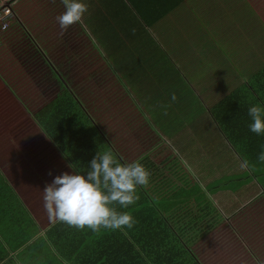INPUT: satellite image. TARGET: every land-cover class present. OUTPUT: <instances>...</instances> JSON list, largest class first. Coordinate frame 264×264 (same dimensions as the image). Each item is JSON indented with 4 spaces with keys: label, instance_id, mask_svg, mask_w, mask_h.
<instances>
[{
    "label": "trees",
    "instance_id": "trees-1",
    "mask_svg": "<svg viewBox=\"0 0 264 264\" xmlns=\"http://www.w3.org/2000/svg\"><path fill=\"white\" fill-rule=\"evenodd\" d=\"M130 1L150 26L183 0ZM11 9L14 19L0 34V264H264V162L257 159L264 134L249 130L248 115L251 105L264 107V67L209 109L247 167L225 183H202L82 25L61 35L62 0H12ZM255 13L262 23L264 14ZM209 133L200 136L211 142ZM108 150L151 172L134 204L114 205L134 225L93 231L52 223L46 184L72 168L86 175L96 153ZM252 180L259 192L224 215L212 194Z\"/></svg>",
    "mask_w": 264,
    "mask_h": 264
},
{
    "label": "rangeland",
    "instance_id": "rangeland-1",
    "mask_svg": "<svg viewBox=\"0 0 264 264\" xmlns=\"http://www.w3.org/2000/svg\"><path fill=\"white\" fill-rule=\"evenodd\" d=\"M243 1H215L213 7L212 1L202 6L198 0H184L160 23L149 26L130 0H89L90 8L105 5L110 17L115 18L108 24H88L90 39L92 35L113 72L133 94L154 128L169 137L165 141L177 153L184 148L190 166L210 159L201 145L207 141L200 135L210 132L209 139L215 142L211 133L215 122L209 109L222 97L221 86L242 84L246 81L243 77L264 67V21L258 24L256 14H264V0ZM218 5L230 7L220 10ZM237 10L248 14V18H236ZM135 18L141 23H136ZM261 18L264 20V15ZM194 130H200L199 135ZM222 152L228 153L221 147L218 156ZM226 160L228 168L220 161V171L218 167L202 169L215 173L218 170L216 175L222 174L220 182L225 183L227 170L237 174L235 171L244 169L238 162L232 163L228 155ZM197 179L206 183L202 177ZM252 194H236L235 202L232 200L223 209L224 214L229 215L239 200L245 201L241 196L248 198Z\"/></svg>",
    "mask_w": 264,
    "mask_h": 264
},
{
    "label": "clouds",
    "instance_id": "clouds-1",
    "mask_svg": "<svg viewBox=\"0 0 264 264\" xmlns=\"http://www.w3.org/2000/svg\"><path fill=\"white\" fill-rule=\"evenodd\" d=\"M62 3L65 11L56 17L61 35L80 22L88 10L84 0H62ZM172 99H176L174 93ZM248 115L252 120L249 130L257 135L264 134V107L251 105ZM257 159L264 162V145ZM247 165L248 161L244 159L241 168ZM72 169L71 174L64 172L55 176L43 189V207L52 223L63 222L93 231L101 227L120 229L134 225V218L127 212H118L114 205L127 208L134 204L139 199L137 187L148 185L151 172L139 160L121 163L108 150L96 153L86 175Z\"/></svg>",
    "mask_w": 264,
    "mask_h": 264
},
{
    "label": "crops",
    "instance_id": "crops-1",
    "mask_svg": "<svg viewBox=\"0 0 264 264\" xmlns=\"http://www.w3.org/2000/svg\"><path fill=\"white\" fill-rule=\"evenodd\" d=\"M188 1H190V0H186V2H188ZM191 1H193V0H191ZM198 1H200L202 3V6H206L205 4H208L209 1H212V3H214V5H213V7H214L216 5V2L215 1L218 2L220 0H198ZM204 1H207V3H205ZM84 2L88 5V10L84 14L82 20L79 23L82 25V27L84 28V30H85L86 33L87 32H90V28H89V25L88 24H91V23L108 24L109 22L112 23L113 19H115V18L110 17V12L108 11V9H106V6L105 5H101V6H98V7L96 6V7L90 8V2H89V0H84ZM183 3H184V0L180 4V6H182ZM217 7L221 10L222 8H228L230 6L229 5H226V6L225 5H223V6L218 5ZM171 12L172 11H170L169 13H167L164 17H166ZM164 17H162V18H164ZM116 18H119V14H118V17H116ZM162 18L159 21L154 22L152 25H157L158 23H160L161 20H162ZM130 19L132 21H134L133 18H131V15H130ZM135 19H138V18H135ZM136 23H141V21L138 19ZM152 25H150V26H152ZM92 38L93 37L91 35V40L94 41ZM95 44H96V42H95ZM96 46H97V44H96ZM97 47H98V49L100 51L99 46H97ZM100 54H101V56H103L102 53H101V51H100ZM221 87H223V89H224V91L222 93V96H224V94H229L231 91H233V88L235 86H221ZM214 125H215L214 126L215 127L214 129L215 130H212L211 133H212V135L214 137L215 142H204V143H201V145L203 146V152L210 159H205L202 162H198V163H195V164H193V165L190 166L186 162L184 148L182 147L178 151V154H179L178 156L182 159V161L185 163V165L187 166V168L195 175V178L202 177L203 180L206 181V182H209V181H211L214 178L215 179L216 178H220V176L222 174L216 175V173L219 174L218 173V170L220 171V168L219 167L222 164V162H220V161H224L223 164L226 165V168L229 167L228 166V161L226 160L227 159V155L231 158L232 163H234L235 161L238 162V164L240 165L239 167H241V163H242V160L239 158V156L233 150V148L229 145L227 139L222 135V133L219 130V128L217 127L216 123ZM218 145H219V147H218ZM221 147L225 151H227L229 154L226 153V152H225V154H223V152H222V154L220 156H218V153H219V150H220ZM210 154H215V156L214 157H211ZM203 167H209V168H211V167H216L217 168L218 167L217 168L218 170L215 173L214 170H212V171L211 170H207V171L206 170H203L202 169ZM239 167L237 166L236 169H238ZM232 171L231 170H227V174H228L227 176L232 175L234 173ZM235 172L239 173V172H241V170L239 172L238 171H235ZM223 175H225V174H223ZM207 176H209V177H207ZM218 185H220V184H218ZM260 189H261V187L256 182V180H252L251 182L245 184L243 187H241L236 192L235 191L228 190V189H222V190H219L216 193L212 194V197L215 200L216 204L219 205V207L221 209V212H223V209L226 206H230L231 205L232 200H233V202H235V200H236V194H238L240 192H246V193H250L251 192V193H253L248 198L245 197V196H241V199L242 200H245L244 202H246L247 200L251 199L254 195H256V193H258ZM243 194H245V193H243ZM243 203L241 202V200H239V205L235 209H237L238 207H240ZM233 211H231V212H233ZM223 214H224V212H223Z\"/></svg>",
    "mask_w": 264,
    "mask_h": 264
},
{
    "label": "built area",
    "instance_id": "built-area-1",
    "mask_svg": "<svg viewBox=\"0 0 264 264\" xmlns=\"http://www.w3.org/2000/svg\"><path fill=\"white\" fill-rule=\"evenodd\" d=\"M12 0H0V34L9 26L14 19V13L11 9Z\"/></svg>",
    "mask_w": 264,
    "mask_h": 264
}]
</instances>
